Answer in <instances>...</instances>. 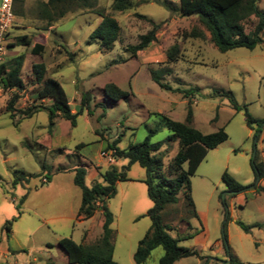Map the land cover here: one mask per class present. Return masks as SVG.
I'll use <instances>...</instances> for the list:
<instances>
[{
	"label": "rangeland",
	"instance_id": "374dc122",
	"mask_svg": "<svg viewBox=\"0 0 264 264\" xmlns=\"http://www.w3.org/2000/svg\"><path fill=\"white\" fill-rule=\"evenodd\" d=\"M42 1L47 0H24L23 14L14 15L13 27L5 38L8 45L3 60L11 63L19 54L24 59L20 74L23 87L0 88V264H69L57 243L59 239L70 237L81 244L97 240L102 232L101 212L97 210L91 219L76 218L81 191L73 183L74 169H85L86 186L94 181L101 183V172L109 166L100 151L108 143L119 138L117 146L124 149L141 142L153 128L157 132L150 142L166 140L170 132L165 118L184 122L189 101L193 127L204 133L223 127L228 138L208 151L190 177L198 214V219L192 218L190 223L193 230L200 231L178 244L194 248L198 254L173 264H232L230 258L240 264H264V193H255L251 167L255 152L264 162V127L255 138L246 125L244 110H234L227 98L219 95L231 94L239 105H246L251 116L264 121V48L219 51L195 16L179 14L178 0H168L172 9L159 4V0H139L125 12L113 11L112 0H97L96 13H68L46 32L41 30L45 23L38 17ZM257 6L264 13V0H258ZM98 13L114 16L120 26L118 40L107 52H100L97 42L90 38L101 20ZM151 22L159 24L156 39L131 54L128 46L151 29ZM253 22L245 23L247 31ZM193 28L203 36H189ZM40 32L47 36L41 57L30 52L33 45L14 46L17 36L27 34L37 39ZM174 44L179 47L178 59L169 62L166 51ZM39 62L46 66V77H54L62 85L74 111L79 109L81 93L89 92L91 114L84 108L74 126L57 116L49 130L48 114L40 111L14 126L6 112L13 94L18 96L17 109L47 104L45 99H35L43 83L35 81L32 65ZM152 74L172 89L197 86L200 95L189 100L180 92L160 87ZM109 82L129 94L117 101L109 99L103 91ZM177 147V142L162 147L164 169ZM126 164L127 159L119 158L112 165L120 171ZM13 172L22 176L14 184ZM224 172L245 189L235 195L228 193L221 178ZM126 175L129 179L118 182L116 194L106 200L112 214L116 264H135L138 241L151 224L145 214L152 201L146 185L138 180L145 176L144 169L134 163ZM262 181L259 184L263 185ZM177 197L178 202L162 212L163 223L173 227L168 231L172 237L187 230L179 219L185 215L182 191ZM7 221L12 222L9 234L3 229ZM238 221L249 226V231L242 230ZM4 250L11 259L3 257ZM162 254L160 246L154 248L144 264H158Z\"/></svg>",
	"mask_w": 264,
	"mask_h": 264
},
{
	"label": "trees",
	"instance_id": "16d2710c",
	"mask_svg": "<svg viewBox=\"0 0 264 264\" xmlns=\"http://www.w3.org/2000/svg\"><path fill=\"white\" fill-rule=\"evenodd\" d=\"M139 0H112L111 9L115 12H125L132 10ZM258 0H178V11L181 16H195L198 23L209 33L211 43L221 52L234 48L254 49L256 46L264 48V39L262 32L264 30V13L257 6ZM24 0H13L12 11L14 15H22V5ZM97 0H47L39 3L38 17L44 21L43 29L53 25L68 13H74L78 10H88L90 13H96L94 7ZM19 4L18 6L16 4ZM159 4L165 8L172 9L171 1L159 0ZM101 20L97 28L90 34V38L97 42L100 52L111 50L114 43L118 40L120 26L119 22L112 15L98 13ZM142 16V15H141ZM145 17V16H142ZM254 19L251 28L247 31L245 23ZM151 29L148 32L139 35L137 43L128 46L131 54L145 49L156 39V31L159 24L151 22ZM13 27V24L12 26ZM9 32V31H8ZM7 32V34H8ZM6 34V36H7ZM191 37H202L203 33L197 28H193L189 33ZM36 38V37H35ZM39 38V39H38ZM14 46H25L30 48L33 55L41 57L44 49L45 38L42 34L37 35V39L27 34L16 37ZM6 44V48H7ZM179 47L172 45L166 51V57L169 62L178 59ZM24 56L19 54L12 59L11 63L4 60L0 62V88L5 90L21 89L23 82L21 79V68ZM32 73L37 83H43L36 92V100H47V104H33L24 109H17L15 102L18 98L13 94L7 104L6 112L9 118L13 120L14 126H18L21 119L31 117L32 115L46 111L48 114V129L54 125V119L57 116L68 120L71 125L76 124V117L83 109L91 114L89 109L90 93L82 92L80 97V106L76 112H72L69 98L54 77H46V66L43 62L32 65ZM153 75V74H152ZM154 78V75H153ZM155 82L162 88L180 92L184 97L191 100L192 96L200 95L199 87L187 89H172L169 85L160 82L156 77ZM106 97L117 101L129 93L120 89L115 83L109 82L103 88ZM222 97L227 98L231 107L238 111L243 109L245 122L248 128L253 130V136L258 139L263 120L251 116L245 104L239 105L234 97L222 92ZM19 118H16V116ZM215 120V118L213 119ZM192 106L191 101L187 104V112L184 122L174 121L165 118V127L170 134L166 140L155 143L150 142V137L157 132V128L149 130L148 135L139 143L131 144L127 148L120 149L117 146L119 138L112 143H108L104 150L111 151L115 160L119 158L127 159V164L122 170H117L114 165H110L101 172L102 182L94 181L89 187L84 184L85 169L77 167L74 169L73 183L81 191L80 204L77 209V216L89 218L99 210L102 214L101 235L92 243H77L70 237H63L58 240V245L65 252L69 264H116L113 260L112 214L106 206V200L116 194V183L127 181L126 175L131 164L137 163L145 171V176L141 180L146 185L147 195L152 201V206L147 210L146 216L149 217L151 224L144 236L138 241L136 250L133 254L135 264H144L151 251L160 246L163 254L158 264H173L182 257L197 255L194 248L180 246L179 241L194 237L200 230L192 229L190 219H198L194 202L191 196L190 177L196 172L198 165L206 157L210 149L228 138L224 128L210 133H204L191 125ZM169 142H177V151L171 159L168 167L164 169L161 152ZM163 151V150H162ZM251 167L254 174L253 189L255 193H264V186L259 182L264 178V162L259 159L257 152L251 159ZM12 184L21 179L22 176L13 172ZM222 181L227 187L228 193L235 195L242 192L245 186L236 181L227 172L221 176ZM183 193L184 206L180 221L186 223L185 232H177L175 237L169 234L172 226L163 223L162 212L169 204L178 202L177 195ZM242 230L248 232L250 227L238 221ZM12 222L7 221L3 229L9 234ZM202 229V228H201ZM178 231V230H176ZM228 255L229 248L226 247ZM232 264H240L239 260L230 258ZM46 264H52L47 262Z\"/></svg>",
	"mask_w": 264,
	"mask_h": 264
},
{
	"label": "built area",
	"instance_id": "2783aa9c",
	"mask_svg": "<svg viewBox=\"0 0 264 264\" xmlns=\"http://www.w3.org/2000/svg\"><path fill=\"white\" fill-rule=\"evenodd\" d=\"M13 0H0V62L3 61V56L6 50V34L13 24L14 14L12 11ZM100 156L105 159V162L109 165L114 164L115 158L111 151L101 150ZM45 179H42L44 182Z\"/></svg>",
	"mask_w": 264,
	"mask_h": 264
},
{
	"label": "crops",
	"instance_id": "0c3cea01",
	"mask_svg": "<svg viewBox=\"0 0 264 264\" xmlns=\"http://www.w3.org/2000/svg\"><path fill=\"white\" fill-rule=\"evenodd\" d=\"M45 23V22H44ZM55 25V23L53 24V25H51V26H49V27H47V28H45V29H43V26L41 27V30H43V31H46V32H48L49 30H51L52 28H53V26ZM40 34H42L43 36H44V38L46 39L47 38V36H46V34L44 33V32H40ZM70 107H71V105H70ZM71 110H72V112H76L77 110L75 109V111L72 109V107H71ZM115 163V162H114ZM106 165L107 166H110L109 164H107L106 163ZM108 168V167H107ZM144 177L142 176V177H139V179L138 180H142ZM262 180H264V178L262 179ZM261 180V182H263ZM122 182V181H121ZM118 183V182H117ZM116 183V184H117ZM262 185V184H261ZM263 186H264V184H263ZM80 204V203H79ZM79 207V206H78ZM78 209V208H77ZM97 212V211H96ZM101 212V211H100ZM198 215V214H197ZM93 216H91V217H89V218H86V219H91ZM76 218H78L79 220H81V219H83L82 217H80V216H77V211H76ZM45 221L46 220H43V223H45ZM102 224V218H101V221H100V225ZM185 227H186V223H185ZM2 254H3V257L6 259V258H8V259H11L10 257H12V256H10V253H8L6 250H4L3 252H2Z\"/></svg>",
	"mask_w": 264,
	"mask_h": 264
}]
</instances>
